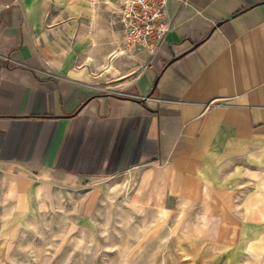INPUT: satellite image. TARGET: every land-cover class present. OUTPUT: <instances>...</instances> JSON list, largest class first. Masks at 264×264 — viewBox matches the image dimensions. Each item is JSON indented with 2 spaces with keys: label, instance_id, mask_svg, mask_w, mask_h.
<instances>
[{
  "label": "crops",
  "instance_id": "1",
  "mask_svg": "<svg viewBox=\"0 0 264 264\" xmlns=\"http://www.w3.org/2000/svg\"><path fill=\"white\" fill-rule=\"evenodd\" d=\"M121 6L0 0V264L105 205L202 264H264V0H170L155 54Z\"/></svg>",
  "mask_w": 264,
  "mask_h": 264
},
{
  "label": "rangeland",
  "instance_id": "2",
  "mask_svg": "<svg viewBox=\"0 0 264 264\" xmlns=\"http://www.w3.org/2000/svg\"><path fill=\"white\" fill-rule=\"evenodd\" d=\"M153 217L105 205L90 231L69 230L64 237V229L44 228L23 241L8 264H202L190 253V239L171 237L168 226Z\"/></svg>",
  "mask_w": 264,
  "mask_h": 264
},
{
  "label": "built area",
  "instance_id": "3",
  "mask_svg": "<svg viewBox=\"0 0 264 264\" xmlns=\"http://www.w3.org/2000/svg\"><path fill=\"white\" fill-rule=\"evenodd\" d=\"M170 0H122L119 21L127 49L157 53L171 28L167 16Z\"/></svg>",
  "mask_w": 264,
  "mask_h": 264
}]
</instances>
